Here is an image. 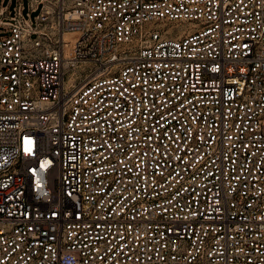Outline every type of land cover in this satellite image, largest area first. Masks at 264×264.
Listing matches in <instances>:
<instances>
[{"label": "built area", "instance_id": "obj_1", "mask_svg": "<svg viewBox=\"0 0 264 264\" xmlns=\"http://www.w3.org/2000/svg\"><path fill=\"white\" fill-rule=\"evenodd\" d=\"M10 2L0 264H264V0Z\"/></svg>", "mask_w": 264, "mask_h": 264}, {"label": "rangeland", "instance_id": "obj_2", "mask_svg": "<svg viewBox=\"0 0 264 264\" xmlns=\"http://www.w3.org/2000/svg\"><path fill=\"white\" fill-rule=\"evenodd\" d=\"M6 1L7 0H0V4L3 5V4H5ZM13 2H14V0H11L10 6L13 4ZM28 7H29L28 0H23V8H22L23 12L26 15H29L33 19L35 16V13L37 11V7L34 9H30V11H28L29 10ZM6 32H7V29L3 28V25H0V35L5 34Z\"/></svg>", "mask_w": 264, "mask_h": 264}]
</instances>
